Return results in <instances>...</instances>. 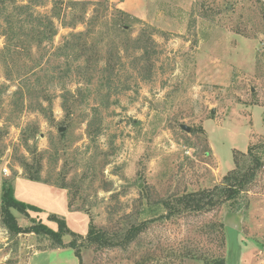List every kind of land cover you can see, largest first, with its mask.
<instances>
[{
	"label": "rangeland",
	"instance_id": "1",
	"mask_svg": "<svg viewBox=\"0 0 264 264\" xmlns=\"http://www.w3.org/2000/svg\"><path fill=\"white\" fill-rule=\"evenodd\" d=\"M5 1L11 11L15 3L29 0ZM39 1L42 4L30 11L50 14L54 0ZM67 1L63 0L64 6ZM84 1L91 3L89 16L96 7L109 21L118 16L117 8L126 11L133 36L144 23L154 28V68L145 79L132 70L129 58L123 59L126 65L120 67L110 94L105 90L97 94L92 85L91 91L79 95L85 100L75 104L71 119L61 106L59 84L41 75L46 85L40 86L42 93L53 98L54 118L49 120L30 109L19 111L13 94L19 76L7 80L0 62V196L7 180L13 183L16 199L42 209L25 213L12 209L19 225L43 222L56 230L57 223L49 220L56 214L85 237L91 221L112 232L147 221L125 246L83 247V264H213L218 257L224 258V264H260L264 259V0ZM104 1L107 11L99 5ZM83 29L58 24L47 48L54 49L69 33ZM3 46L0 35V51ZM32 49L37 56L38 49ZM47 58L45 67L54 66L55 60ZM95 105L102 125L91 139L87 119ZM34 130L37 133L29 140L30 149L36 151L32 154L24 138ZM249 147L263 165L235 200L209 211L164 217L168 209L163 201L224 185V176L235 168L236 150L247 153ZM41 151L42 179L65 177L70 189L26 177L22 159L33 161ZM69 195L75 210L68 206ZM73 238L65 235L64 242ZM0 264H79V260L74 249L57 248L47 235L11 233L0 213Z\"/></svg>",
	"mask_w": 264,
	"mask_h": 264
},
{
	"label": "trees",
	"instance_id": "2",
	"mask_svg": "<svg viewBox=\"0 0 264 264\" xmlns=\"http://www.w3.org/2000/svg\"><path fill=\"white\" fill-rule=\"evenodd\" d=\"M108 2V1H107ZM102 2L103 10L107 11L109 5ZM42 4L39 0H29L26 4L15 3L11 11L5 0L0 1V35L4 37V46L0 51V62L4 65L6 79L11 81L19 76L17 88L14 91V104L19 111L30 109L43 114L49 120H53V98L45 93L40 86H46L41 80V75L49 79V83L59 84L62 98V108L67 118H72L75 104L85 100V96L79 98L85 91H91L95 85V92L105 90L110 94L118 71L126 65L123 59L129 58L132 70L147 79L154 68V55L157 54V43L154 39L155 29L148 24H143L141 31L133 36L132 24L128 21L130 15L123 9L117 8L118 16L109 21L107 16L99 13L95 7L89 16V4L84 0H68L64 6L63 0H54L50 14H33L30 10ZM65 8V9H64ZM25 15V16H24ZM141 22V19H135ZM58 24L64 27L76 29L79 25L83 30L69 33L62 43L54 49L47 48L58 33ZM120 45V46H119ZM32 46L38 49L35 56ZM48 55L55 60L54 66L45 67L43 60ZM32 63H26L25 60ZM36 70V71H33ZM127 70V69H126ZM36 78L31 79L30 73ZM74 84L72 90L68 87ZM95 93V94H96ZM93 115L87 119V134L95 139L101 130V117L99 105H95ZM37 131L24 138L27 148H31L29 140ZM32 154L36 151L29 150ZM40 152L33 157V161L23 158L21 166L26 177L33 181L47 182L55 187L70 189L65 177L55 181L43 180L42 157ZM244 156L241 159L239 155ZM235 168L223 178L222 186L212 189L192 191L178 196L173 202L163 201L168 209L164 217H171L182 212L209 211L222 203L235 198L256 178L263 165L261 157L249 147L248 152L237 151L234 154ZM66 176V175H65ZM0 213L4 226L13 234L34 232L37 235L49 236L57 248L70 247L74 249L79 264H83L82 248L95 247L96 249L125 246L132 242L141 231L145 229L147 221L133 224L125 231H110L107 228L97 226L90 222L85 237L72 231L65 219L56 214L49 215V220L57 223V229H53L43 222L27 227L19 225L12 209L27 212L28 209L40 212L42 209L36 205L22 202L15 198L13 183L5 180L2 184L0 196ZM68 206L73 207L72 197L69 195ZM77 210V209H76ZM163 216V215H162ZM65 235L74 238L69 243L64 242ZM81 238V241L78 238ZM224 258L218 257L213 264H224Z\"/></svg>",
	"mask_w": 264,
	"mask_h": 264
},
{
	"label": "water",
	"instance_id": "3",
	"mask_svg": "<svg viewBox=\"0 0 264 264\" xmlns=\"http://www.w3.org/2000/svg\"><path fill=\"white\" fill-rule=\"evenodd\" d=\"M212 112H214V110H212ZM182 128L185 129L186 131H190L191 130V128L189 126H187V125H183ZM62 129H63V127L61 128V130Z\"/></svg>",
	"mask_w": 264,
	"mask_h": 264
},
{
	"label": "built area",
	"instance_id": "4",
	"mask_svg": "<svg viewBox=\"0 0 264 264\" xmlns=\"http://www.w3.org/2000/svg\"><path fill=\"white\" fill-rule=\"evenodd\" d=\"M260 264H264V259L260 262Z\"/></svg>",
	"mask_w": 264,
	"mask_h": 264
},
{
	"label": "crops",
	"instance_id": "5",
	"mask_svg": "<svg viewBox=\"0 0 264 264\" xmlns=\"http://www.w3.org/2000/svg\"><path fill=\"white\" fill-rule=\"evenodd\" d=\"M53 187H55V186H53Z\"/></svg>",
	"mask_w": 264,
	"mask_h": 264
}]
</instances>
